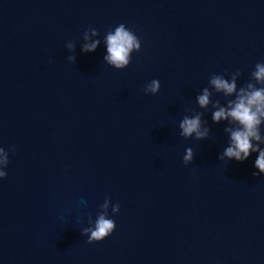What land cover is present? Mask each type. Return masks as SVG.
Wrapping results in <instances>:
<instances>
[{
	"label": "water",
	"instance_id": "obj_1",
	"mask_svg": "<svg viewBox=\"0 0 264 264\" xmlns=\"http://www.w3.org/2000/svg\"><path fill=\"white\" fill-rule=\"evenodd\" d=\"M119 24L140 40L122 70L104 60ZM257 62L264 0H0V264H264L258 152L218 159L238 125L212 113L236 94L209 83L238 70L237 91L264 87ZM197 114L208 136L182 137ZM258 132L264 149V118ZM105 211L114 231L87 243Z\"/></svg>",
	"mask_w": 264,
	"mask_h": 264
},
{
	"label": "clouds",
	"instance_id": "obj_2",
	"mask_svg": "<svg viewBox=\"0 0 264 264\" xmlns=\"http://www.w3.org/2000/svg\"><path fill=\"white\" fill-rule=\"evenodd\" d=\"M93 35L97 34L95 29H90ZM84 39L88 36L85 33ZM108 55L104 57L109 65L117 70L126 68L131 60V53L140 50V40L133 31L126 28L124 24H119L114 31L110 30L106 37ZM98 41L85 43L82 46V51H94ZM68 47L73 48V44L69 43ZM75 58L68 57L69 61ZM241 75L237 70L231 74V80L225 79L223 75L213 74L210 79V85L216 92H223L225 96H231L235 93V99L229 102L228 108L219 107L217 111L212 113V121L219 122L221 120H229L236 122L238 127L236 130L225 128L226 132L230 131V145L223 151L218 159L235 160L242 162L246 160L250 153L258 152L254 162V167L259 170L260 174H264V149L254 147L252 141H260L261 137L258 132V125L261 123V118H264V87H256L253 83L248 82L245 86L240 87L237 91L236 77ZM250 77L257 84L264 85V62H257L254 65V70L250 73ZM160 83L153 79L145 85L143 91L147 94H156L159 91ZM210 92L207 88L203 94L197 97L198 104L201 108L209 104ZM180 135L184 138L193 137L197 140L204 139L208 136V129L201 128L200 115L193 117L184 116L179 123ZM14 151V149H10ZM9 150L0 147V169H3L8 164ZM193 159V151L191 148L185 149L183 163L187 165ZM257 172H253V176H257ZM7 173L0 170V178H4ZM109 199L105 198L101 208L107 209ZM119 204L112 205L113 214L118 213ZM106 211L98 214L94 226L85 227L80 234L87 236V243L99 242L111 235L115 229V222L112 219L106 218Z\"/></svg>",
	"mask_w": 264,
	"mask_h": 264
}]
</instances>
